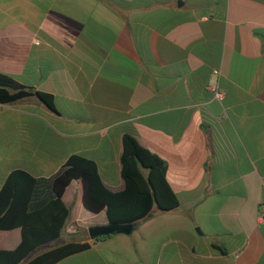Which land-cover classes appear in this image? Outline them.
<instances>
[{
	"label": "crops",
	"instance_id": "obj_1",
	"mask_svg": "<svg viewBox=\"0 0 264 264\" xmlns=\"http://www.w3.org/2000/svg\"><path fill=\"white\" fill-rule=\"evenodd\" d=\"M0 74L55 106L0 104V190L21 170L37 181L33 204L47 202L80 156L121 191L129 134L165 162L179 200L129 234L91 239L108 220L86 210L74 179L59 238L34 256L86 243L56 264H264V0H0ZM197 227L217 232L194 240ZM20 242L19 228L0 230V250Z\"/></svg>",
	"mask_w": 264,
	"mask_h": 264
},
{
	"label": "trees",
	"instance_id": "obj_2",
	"mask_svg": "<svg viewBox=\"0 0 264 264\" xmlns=\"http://www.w3.org/2000/svg\"><path fill=\"white\" fill-rule=\"evenodd\" d=\"M32 95L55 111L51 95L27 89L0 74V104ZM120 162L125 186L111 192L103 185L93 161L72 156L51 180V198L37 205L33 204L37 181L24 171H12L0 190V230L19 228L21 242L14 250H0V264H56L88 248L86 243H70L30 258L37 249L59 238L68 217L61 197L74 179L82 183L86 210L95 214L105 211L108 224H136L156 207L154 200L161 211L178 207V197L166 178L165 162L141 147L132 135L122 137Z\"/></svg>",
	"mask_w": 264,
	"mask_h": 264
},
{
	"label": "water",
	"instance_id": "obj_3",
	"mask_svg": "<svg viewBox=\"0 0 264 264\" xmlns=\"http://www.w3.org/2000/svg\"><path fill=\"white\" fill-rule=\"evenodd\" d=\"M154 204L157 207V202L154 200ZM133 229V224H117L112 223L105 226H92L88 228V234L91 239H97L101 236H107L114 233L129 234Z\"/></svg>",
	"mask_w": 264,
	"mask_h": 264
},
{
	"label": "rangeland",
	"instance_id": "obj_4",
	"mask_svg": "<svg viewBox=\"0 0 264 264\" xmlns=\"http://www.w3.org/2000/svg\"><path fill=\"white\" fill-rule=\"evenodd\" d=\"M170 228H172V230H170V234H172L173 235V237H175V236H182V235H184V233H183V231L181 230L183 227L182 226H180V230H177V229H175V227L174 226H170ZM203 230H205V229H203ZM217 232V230L215 229V230H209V231H205V232H203L205 235H207V236H204V234L202 235V232H201V230H200V228L199 227H197V228H194V231L191 233V234H189V236H190V238H193L194 240H204L206 237L208 238V239H210V235H213L214 233H216ZM187 237V236H186ZM222 241H220V243H221ZM37 252H34L31 256H30V258L31 257H33L35 254H36Z\"/></svg>",
	"mask_w": 264,
	"mask_h": 264
},
{
	"label": "built area",
	"instance_id": "obj_5",
	"mask_svg": "<svg viewBox=\"0 0 264 264\" xmlns=\"http://www.w3.org/2000/svg\"><path fill=\"white\" fill-rule=\"evenodd\" d=\"M215 74L218 72L215 71ZM208 91L212 93V96L215 100L221 101L224 98V92L219 88L217 83L210 81L207 86Z\"/></svg>",
	"mask_w": 264,
	"mask_h": 264
}]
</instances>
